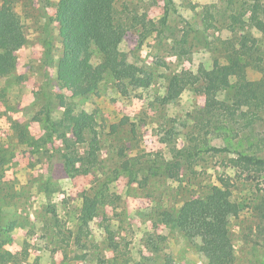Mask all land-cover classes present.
Masks as SVG:
<instances>
[{"label": "rangeland", "instance_id": "obj_1", "mask_svg": "<svg viewBox=\"0 0 264 264\" xmlns=\"http://www.w3.org/2000/svg\"><path fill=\"white\" fill-rule=\"evenodd\" d=\"M10 1L25 43L17 68L0 78V264H209L162 213L177 215L216 188L230 189L242 207L229 219L234 264H264L256 216L264 173L239 179L231 163L238 154L264 158V110L227 113L217 100L229 105L231 93L217 99L195 86L163 103L174 75L225 63L226 45L245 41L249 10L264 9V0H117L120 61L151 84L126 92L108 73L75 98L57 78L62 0ZM84 59L98 63L102 54L92 47ZM82 114L91 121L79 140L72 118ZM196 143L230 152H201L177 178L165 167L132 176L139 160H170L173 149ZM64 154L83 160L67 173Z\"/></svg>", "mask_w": 264, "mask_h": 264}, {"label": "trees", "instance_id": "obj_2", "mask_svg": "<svg viewBox=\"0 0 264 264\" xmlns=\"http://www.w3.org/2000/svg\"><path fill=\"white\" fill-rule=\"evenodd\" d=\"M117 0H62L54 21L60 26L62 57L57 66L58 84L71 97H82L95 92L105 75L115 78L119 89L147 88L150 78L142 75L140 68L120 61V45L125 29L119 23L115 3ZM248 29L242 44L228 43L224 53V64L213 69L201 67L195 73L183 71L170 80L163 103L176 100L190 86L198 93L219 99L231 93L230 103L217 100L220 110L230 112V106L238 109L254 107L264 110V9L251 7ZM25 43L24 25L10 0L0 7V78L17 68V52ZM48 59V43L43 41ZM96 47L102 54L98 63L84 59V55ZM47 62V60H46ZM232 69L234 82L228 73ZM250 72L257 74L251 78ZM38 95V93H37ZM221 101V102H220ZM214 113V111H211ZM74 116V136L82 140L84 125L91 117ZM211 123V121H210ZM79 131V132H78ZM196 143L190 147L173 149L170 160H139L131 169L135 177L142 170L155 171L165 167L171 178H177L185 165L201 152H230L226 148L210 146L205 150ZM83 159L64 154L65 171ZM238 169L239 179L255 181L264 173V158L238 154L231 159ZM242 210L230 189L216 188L206 197L195 198L183 204L179 213H162L164 224L180 229L193 243L209 264H234L236 253L229 226V219ZM258 237L264 239V197L256 206Z\"/></svg>", "mask_w": 264, "mask_h": 264}]
</instances>
